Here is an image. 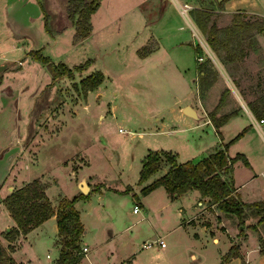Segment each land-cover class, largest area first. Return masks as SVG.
Masks as SVG:
<instances>
[{
	"label": "rangeland",
	"instance_id": "374dc122",
	"mask_svg": "<svg viewBox=\"0 0 264 264\" xmlns=\"http://www.w3.org/2000/svg\"><path fill=\"white\" fill-rule=\"evenodd\" d=\"M176 1L190 4L191 8L181 13L172 0H99L100 10L106 8L114 17L102 26H96L100 18H95L92 39L73 43L68 50L71 40L64 30L57 42L50 45L51 60L71 67L90 57L94 61L88 68L91 70L78 71L51 86L49 73L43 71L45 67L40 62L29 58L21 48L16 50L10 43L0 42V59H6L1 61L6 68L0 69V147L10 144L18 148L10 159L2 149L0 175L7 163L8 181L15 182V173L24 170L22 177L30 175L29 181L39 178L44 182L45 194L53 202L58 194L70 198L80 192L75 180L81 172L94 185L97 190H90L86 199L75 202L84 228L80 245L88 248L79 264H264V243L258 240L261 233L264 241V223L257 226V231L241 227L243 237L238 234L240 229L235 220L222 215L217 220L216 210L213 213L204 210L197 217L195 191L169 198L164 187H159L141 196L143 182L138 183V174L148 148L171 147L183 153L185 135L190 138L200 134L202 141H209L213 132L201 122L222 92L224 99L215 115L240 109L235 132L230 135L234 137L244 129L229 142V152L242 154L254 167L264 161V122L256 129L244 112L250 111L251 103L264 98V29L253 31L251 38L241 39L237 48L244 50L243 55L228 63L222 59L223 51L216 52L208 46L215 62L207 60L208 64L203 66L212 71L208 77L210 83L219 80L215 89L207 93L208 86L201 83L199 74L195 80L194 47L199 40L192 35L194 26L204 40L206 36L194 20L197 8L210 12L205 21L207 26L212 22L221 27L230 23L236 11L245 12V19L264 17V0ZM42 4L47 10L48 0H42ZM55 6L50 4L51 30H54ZM1 30L6 28L0 22ZM41 32L45 34L43 29ZM150 35L160 49L152 58L141 59L136 50L155 45L154 39L146 40ZM30 37L33 41L40 39L35 32L26 37V44L30 45ZM197 49L200 53L201 48ZM46 51L41 49L43 55ZM166 54L173 59L171 65L161 62ZM14 60H19L21 65ZM94 67L109 75L100 96L94 92L82 94L74 88L79 75L95 71ZM182 103L197 107L199 119L192 120L193 124L199 122L197 128L179 130L186 126L177 115ZM213 136L220 139L216 132ZM190 153L194 160L201 154ZM236 161L242 164L237 173L241 177L246 165L241 159ZM82 165L81 171L71 173ZM128 184L147 209L122 191ZM6 185L13 184L6 182ZM134 205L137 212H132ZM204 208L207 209L206 203ZM193 215L194 218L196 215L195 224L186 223ZM206 219L212 223L207 228L199 224ZM247 222L254 223L255 218ZM46 228L45 241L37 240L34 233L29 235L31 248L20 254L21 264L48 260L52 263L58 257L60 246L57 252L55 221H50ZM215 233L218 242L212 241ZM156 237L163 239L164 246L155 242ZM147 242L151 244L143 246ZM236 243L241 258L224 261L222 256Z\"/></svg>",
	"mask_w": 264,
	"mask_h": 264
},
{
	"label": "trees",
	"instance_id": "16d2710c",
	"mask_svg": "<svg viewBox=\"0 0 264 264\" xmlns=\"http://www.w3.org/2000/svg\"><path fill=\"white\" fill-rule=\"evenodd\" d=\"M35 1L40 5V0ZM98 6L99 0L66 1L65 12L67 18L73 22L75 41L88 36L90 15ZM194 11L195 23L206 35V43L216 52L223 51L224 55L221 56L226 63L243 55L244 50L237 48L241 39L251 38L253 31L261 32L264 29V17L245 19L244 17L247 15L245 12H234L230 23L219 27L212 22L207 26L205 21L210 14L207 10L197 8ZM197 50V48L194 49L195 52ZM28 54L45 67L50 75V86L58 79L72 77L75 71L84 70L90 63V59H86L82 63L69 67L61 61L51 60L48 56L43 55L39 49L29 50ZM203 64H208L207 60L198 63L196 68L201 83L209 86L211 83L208 77L212 71L210 67H204ZM103 78V72L95 70L80 78L74 84V88L82 94H86L87 91L96 88ZM223 94L224 92L220 94L217 104L207 113V118L219 137L218 127L235 113L232 111L219 117L215 115L219 103L224 99ZM260 99V102L249 105V110L256 119H264V98ZM243 130L231 140L239 137ZM229 142L221 143L213 151L194 162L190 160L177 162L175 154L170 150L148 149L141 159L138 183L154 174L163 163H166L168 168L163 174L143 186L140 193L144 195L157 186H163L169 198H176L195 189L201 197L207 198L208 205L212 207L210 210L217 211L215 212L217 219L222 215L225 218L235 220L238 229H240L238 232L240 236L245 237L241 227L246 226L257 231V226L264 223V199L244 202L234 190L231 179L226 176V173L231 170L232 163L236 159H242L244 164H247V160L242 154L229 156L227 154ZM91 190L97 189L93 187ZM122 191L131 194L136 203L139 202L138 196L132 193L130 186H126ZM89 192H79L70 198L61 196L57 199L56 205L53 206L44 192V186L40 179L33 178L13 189L1 200L14 220V225L7 230H2L0 236L8 241H13L19 234L25 235L30 229L54 215L57 231L54 243L60 248L59 255L52 264H79L84 256L80 245L84 228L80 221L79 211L74 204L78 199H86ZM253 218H255L254 223L247 222ZM11 250V245L4 248L0 244V264H17L10 256ZM222 257L224 261L232 257L241 258L239 244H231Z\"/></svg>",
	"mask_w": 264,
	"mask_h": 264
},
{
	"label": "crops",
	"instance_id": "0c3cea01",
	"mask_svg": "<svg viewBox=\"0 0 264 264\" xmlns=\"http://www.w3.org/2000/svg\"><path fill=\"white\" fill-rule=\"evenodd\" d=\"M58 1L48 0V9L46 10L44 5L42 4V0H40V5L38 3H36L35 0H0V22L6 28V31H2V30L0 31V42H6L8 44L10 43V45L12 47L15 46L16 50H19V48H21V50L23 49L24 53L27 54L29 58H32L31 55L28 54L29 50H36V49H39L40 51H41V49L44 51L47 50L45 54H46V56H48L50 58V45L57 42L58 37L61 35L62 32H64V30L67 31V35L69 36V40H71L70 41L71 43H70L69 48H68V50H70L73 43L79 44V42H83L85 40L92 39V32H93V23L92 22L95 18L96 19L100 18L99 21H97L96 26H102L106 21H109L114 17L110 12H108L106 10V8L100 10L101 4L99 2V6L97 7V9L90 15V19H89L90 32H89L88 36H86L83 39L75 41L74 40L73 22L67 18L66 13H65V5H66L67 0H62V2L61 1L58 2ZM56 3L59 4L58 7H56L54 5ZM50 4H51V6H55V10H52V12L54 13L53 14L54 15V19H53L54 30L50 29ZM63 4H65L64 7H63ZM56 9H57V12H55ZM41 29H43L45 34H43L41 32ZM35 32H37L38 35L40 36L39 41L38 40L33 41V38L30 37L31 38L30 45L26 44L28 42L26 37H29L30 34H35ZM150 39H154V41H155V45L153 48L145 49V47H144L143 50H142V48L136 50V53L138 54V56L141 59L149 58V57L152 58V55L156 54L160 49V46L157 44L155 38H153L152 35H150L146 40L149 42ZM95 46H97V44ZM195 48H197V47L195 46L194 49ZM165 53H167V52L165 51ZM195 55H196V52H194V56ZM86 59H90V63L87 65V67L85 68L86 71H84V72H87V70H91L88 68L91 65L93 66V64H94V61L92 58L88 57ZM5 60L6 59H3V58L0 59V69L2 67L6 68L5 67L6 65L1 64V61H5ZM171 61H173V59H171L170 56L168 54H166V55H164V59L161 62H165L167 64L169 63L171 65L173 63ZM12 62H17V64H19L20 61L14 60ZM157 63H159V62H157ZM197 64H198V62L195 60V73H196L195 77L197 78L195 80H198V76H197L198 70L196 68ZM19 65H21V64H19ZM105 66H109V65H105ZM42 68H44L43 65H42ZM102 68H105V67H102ZM94 70H100V69H95V67H94ZM43 71H45V73L47 72V70L45 68L43 69ZM77 73H79V72L78 71L74 72V74H77ZM80 73H82V72H80ZM103 74H104V78H103L102 82L98 85V87L87 91L86 94H88L89 92H94L97 94V96H100L101 91L104 90V88H105L104 87V80L106 77L109 76L108 73H106V72ZM178 75H179V73H178ZM82 77H83V75L80 74L79 79ZM217 79L219 80V78H217ZM217 79L213 80L211 82V84L208 87H206L207 88L206 93L208 91H212V89H215V86L217 85V82H218ZM49 80H50V75H49ZM37 88L34 89L32 94H34L36 92ZM198 97H199V95H198ZM199 100H200V98H199ZM187 104L190 105L195 110L196 114L198 115L197 107H195L194 105H192L190 103H182L179 107L177 115L180 118V120L186 124V126L179 129V130H181V132L186 131V130L195 129L199 125V122L194 123V124L192 122L193 119H199V117L193 118V117L185 114L182 111L183 106H185ZM244 112L250 117V115L245 110H244ZM238 113H240V109H238L233 115L228 117V119L218 127L220 139H218V137L215 138L213 136L215 134V128L210 123L209 119L207 118V115H203L204 119L200 116L201 119H203V121L201 123H205L206 125H209L211 131L213 132V135L210 136L209 141H202L200 134L198 136L197 135L196 136H190V138L185 135L182 137L183 148L185 149L183 151V153H181L182 150H180V149H174L173 150L171 147L169 149L158 147L157 150H159V149L170 150L172 153L175 154L177 162H183L186 160H190L193 162L197 161L198 159H200L204 155L213 151L221 143L229 142L233 138V136L230 134L235 132V124L234 123H235L236 115ZM250 114H251V112H250ZM100 115L101 114H98V116H100ZM251 125H253L256 129L258 127L257 125H254V124H251ZM229 136H230V138H229ZM199 143H200V145H199ZM167 146H169V145H167ZM230 147H231V144H229V146L227 147V149H228L227 154L229 156H234L229 152ZM13 149H16V150H13ZM0 150H2L3 153H6L7 155L9 154L10 157L9 156L8 157L10 159L11 155H13L14 153H16L18 151V148H15L14 146H11L10 144H6V146L0 147ZM152 150H154V149H152ZM192 151H197V152L201 153L196 160L193 159L194 155L192 156L190 153ZM73 154L81 155L79 152H75ZM9 159H8V162H10ZM69 165H70V162H69ZM240 165H242V164L237 163V161L235 160L232 163L231 170L226 173V176L231 179V183L234 187V190L239 194L240 199L244 202H250V201H254V200L264 199V161L262 160L259 163V165L254 167L253 164L247 160V164H245L247 167L243 166V167H245L244 168L245 172H243L241 177H239L237 175L239 169H242L239 167ZM83 166L84 165L77 167L74 170H71V173L76 174L77 172L81 171V168ZM167 168H168V165L166 163H163L161 165V167L154 174H152L146 180L143 181L142 187L147 185L148 183H150L152 180H154L155 178H157L161 174H163L167 170ZM23 171L24 170H20V172L15 173L17 176V180H16L17 182L16 181L15 182L14 181H8L7 180L8 163H7V166L5 167L4 171L0 175V232L4 229L9 228L10 226L14 225V220L9 215V212L7 211V209L5 208V206L3 205L1 200L10 192V188L12 189L14 187L15 188L19 187V186H21L24 183L29 181L30 175L26 176V177H22V175L24 173ZM90 178H92V177H90ZM82 179L87 184L88 191H90L94 185H91L90 182H88V180L86 179V176L82 172L79 173V177L75 180V185L77 186L78 190H79V183ZM6 182H8L9 184L12 183L13 185L12 186L6 185ZM94 184H96V183L94 182ZM100 184H102V183H100ZM43 186H44V192L46 193V191H47L46 187L47 186L44 184V182H43ZM126 186H130V185L128 184ZM130 187L132 188V186H130ZM159 187H163V186H157L156 188L152 189L148 193H146L144 195L141 194L142 198L144 196H146L147 194H149L150 192H153L155 189H157ZM113 189H115V188H113ZM102 190H100L99 193H101ZM116 190H118V189H115V191ZM190 191H193V192L195 191V193H196L195 199H196V206L198 207L197 208L198 209L197 214H196L197 217L202 216V214H203L202 212H204V210H206L210 213H213V211L210 210V208H212V207H210V205H208V203H207V198L201 197L200 194L198 193V191H196L195 189L190 190ZM190 191H188V192H190ZM76 194H78V193H76ZM76 194H73L72 196H74ZM57 196H58V198L61 197L60 194H58ZM138 201L144 209H147V207L140 200V197H138ZM50 202L53 206H55L57 200L54 202L52 200H50ZM205 203H206L207 209L204 208ZM132 212H134V211L132 210ZM196 215H195V218H194V215L191 218H189L186 221V223L195 224L194 222L196 221ZM50 221H51V223H52V221L53 222L55 221L54 215L48 217L47 219H45L44 221L39 223L37 226L30 229L25 235L19 234L13 241H8V240H6L0 236V244L4 248H7L8 245H11L12 250L9 252L10 256L14 259V261L17 264H21L22 261L19 259V258H21L20 254H24V252H26L27 247L31 248V244L29 243V240H27V239H29V235L31 233H34L37 240L43 239L45 241L48 238V236H46V231H47L46 227H47V225L50 226ZM184 224H185V221L183 222V225ZM199 224H201L205 228H207L208 225H212V223L209 224V221L207 219L201 220ZM56 233H57V231H56ZM56 233H55L54 239H56ZM214 235L215 236L211 237L212 241L218 242V238L216 237V233ZM260 235H261V233L258 236L260 237ZM259 237H258V240H260V241L262 240V242L264 243L262 235H261L260 239H259ZM81 238H83V234H82ZM156 238H160V237H156ZM214 240H216V241H214ZM82 246L86 247V245H84V244H82ZM87 250H88V248L86 247V251L84 253V256L86 255ZM57 252H58V245H57ZM240 255H241V252H240ZM46 256L48 257L49 255L46 254ZM191 257H194L193 253H191ZM53 262L54 261H52V263ZM52 263H50V260H48L47 263H40L39 262L38 264H52Z\"/></svg>",
	"mask_w": 264,
	"mask_h": 264
},
{
	"label": "built area",
	"instance_id": "2783aa9c",
	"mask_svg": "<svg viewBox=\"0 0 264 264\" xmlns=\"http://www.w3.org/2000/svg\"><path fill=\"white\" fill-rule=\"evenodd\" d=\"M172 1L176 3L177 8H178L179 12H181V13H185L187 9H190L191 8V5L190 4H187V3L179 4V3H177L176 0H172ZM192 28H193L192 35L193 36H196L198 38V40H199V42H197V44H196V47L197 48H201V52L200 53L196 52L195 60L198 63L203 62V61H206V60H211V61L215 62L212 50L208 47V45L206 44L205 40L199 35L197 29L194 26H192ZM202 51L204 52V55L202 54ZM245 111H247L248 114L250 115L251 122L254 125L259 126L261 123L264 122V119H262V118L256 119L255 117H252V115L250 114V112L248 110H245ZM132 210L134 212L137 211L138 210L137 205H134L133 208H132ZM154 240L160 246H164L163 239H161V238H155ZM150 244H151L150 242L149 243L147 242V243H144L143 246L147 247ZM81 251H83L85 253L86 247L85 246H81Z\"/></svg>",
	"mask_w": 264,
	"mask_h": 264
},
{
	"label": "water",
	"instance_id": "95a60500",
	"mask_svg": "<svg viewBox=\"0 0 264 264\" xmlns=\"http://www.w3.org/2000/svg\"><path fill=\"white\" fill-rule=\"evenodd\" d=\"M182 111L185 113V114H187V115H189V116H191V117H193V118H198V115L196 114V112H195V110L190 106V105H185V106H183V108H182ZM79 190L82 192V193H86L87 192V190H88V186H87V184L85 183V181L82 179L81 181H80V183H79ZM8 228H6V230H7Z\"/></svg>",
	"mask_w": 264,
	"mask_h": 264
}]
</instances>
